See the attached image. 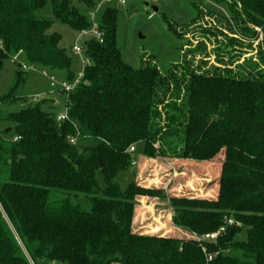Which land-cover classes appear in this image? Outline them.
<instances>
[{
    "label": "trees",
    "instance_id": "1",
    "mask_svg": "<svg viewBox=\"0 0 264 264\" xmlns=\"http://www.w3.org/2000/svg\"><path fill=\"white\" fill-rule=\"evenodd\" d=\"M75 1L96 2L0 0V70L21 51L25 63L61 70L72 82V57L60 34L47 30L55 22L90 27ZM213 1L226 6L241 37L255 39L260 29L255 55L240 61L238 47L250 45L225 36L214 63L199 41L165 74L154 56L133 68L122 60L116 11L108 7L102 40L84 42L81 79L65 92L67 119L56 121L45 96L6 114L17 140L0 135V264H264V0ZM200 33L205 39L217 31ZM17 66L0 103L26 101L28 70ZM158 158L169 167L150 186L134 178L120 185L119 174L139 176ZM188 167L206 169L204 177L217 169L204 178L216 189L187 184ZM77 193L89 198V210L71 200ZM142 196L165 201L171 234L142 231L135 221ZM228 218L234 223L216 240L194 237Z\"/></svg>",
    "mask_w": 264,
    "mask_h": 264
},
{
    "label": "rangeland",
    "instance_id": "2",
    "mask_svg": "<svg viewBox=\"0 0 264 264\" xmlns=\"http://www.w3.org/2000/svg\"><path fill=\"white\" fill-rule=\"evenodd\" d=\"M74 4L91 24L89 13L95 9V5L87 6L78 1H75ZM108 7L116 11V43L122 60L133 68H139L144 64L145 59L154 56L153 63L157 65L162 74H165L172 65L178 64L182 60L188 48H193L199 41L204 42L205 50L209 53L206 58L207 62L209 64L214 63L216 60L213 50L217 47V42L226 41L225 36L229 38L234 37L241 40L243 44L250 45L238 47L237 51L241 52L240 61H242L243 57L255 55L257 44L261 39L259 28H256L258 32L257 38L249 39L241 37L242 35L236 31L233 24L229 21V12L226 6L215 3L213 0H126L125 5H121L117 0H103L100 9L95 13L93 19L97 27L100 26L103 12ZM202 27L214 28L217 34L215 36L208 35L204 39L200 33V28ZM175 30L178 31L180 37L175 34ZM47 32H57L60 34L61 39L59 44L72 57L71 70L74 78H76L81 73L83 64L87 62V58L84 52L81 54L75 53L72 50V45L77 44L84 48V42L90 36H79L78 31L73 30L66 24L57 22L53 23ZM19 53L21 54V51L15 54L18 55L16 61H11L12 56H8V60L4 62L0 70V95L5 93L10 86L16 70L15 68L19 67L17 64L20 65L18 62H24ZM202 56V51H198L191 56L193 57L194 64ZM226 58L227 56H225ZM51 76L57 83L65 80L64 72L61 70H52L40 65H33V69L28 70L25 75V83L21 91L26 101L20 99L13 102L0 103V135L5 140L11 141L15 136V132L12 129L13 124L5 118L6 114L20 110L29 102L33 103L34 101L31 99L33 95L39 94L42 97L49 98L51 100H48L49 104L53 103V111L55 113L64 111L66 94L65 92H59L56 87H50ZM57 83L56 86H58ZM138 148L139 146L137 150H139ZM168 167V163L158 158L154 161H148L142 167V170H139V176L134 177L132 171L129 170L128 173L119 174L117 179L122 187L133 178L143 186H150L155 181V177L161 172H166ZM190 168L191 170H189ZM199 170L200 172H197L193 167L185 169L184 181L196 188L206 187L215 190V183L213 181L207 183L204 178L208 180L214 178L217 174V169H213L214 173L209 170L211 177H204L205 173H207L206 169H203L202 173L200 168ZM97 180L102 183V177L99 173L97 174ZM184 190L185 192H193L190 187ZM58 193L55 192L54 194L58 195ZM71 200L83 210L87 211L90 208L89 198L83 194H73ZM144 200L142 197H138L136 199L137 205L148 204V201ZM145 222L147 226L143 227L142 231L153 233L152 229L148 226V223L151 221L147 220ZM150 226L152 227L153 223ZM165 230L166 228L158 232L167 234ZM168 234L171 233L168 232ZM237 237L239 239L245 238L244 227H241ZM110 264L119 263L112 262Z\"/></svg>",
    "mask_w": 264,
    "mask_h": 264
},
{
    "label": "built area",
    "instance_id": "3",
    "mask_svg": "<svg viewBox=\"0 0 264 264\" xmlns=\"http://www.w3.org/2000/svg\"><path fill=\"white\" fill-rule=\"evenodd\" d=\"M103 0H96L95 2V6H94V10L91 11L89 13V17H90V21H91V24H90V27L88 29H82L80 31H78V35L79 36H82V35H89L90 37H93V38H96L98 39L99 41H101L102 39V32L101 30L95 25L94 23V16H95V13L100 9V6H101V2ZM105 1V0H104ZM121 5H125L126 3V0H117ZM0 47H1V44H0ZM72 50L77 53V54H81L83 52V48L77 44H73L72 45ZM20 54V53H19ZM17 56L18 55H14L12 56V59L11 61H16L17 59ZM18 62V61H17ZM20 65H21V68L22 69H25V70H30V69H33V65H30V64H27L25 62H18ZM85 65V63L83 64V66ZM81 75H82V71L81 73L76 77L74 78V80L72 82H66V81H62L60 83H57L55 82V79L51 76L50 77V86L51 87H54L56 85V83L58 84V86L64 91V92H68V91H71L75 85L79 82V80L81 79ZM42 98V95H33L31 96V99L33 101L35 100H38V99H41ZM67 109L65 107L64 111L61 112V113H57L55 119L56 121H61V120H65L67 119ZM13 140H17V137H14ZM76 137H71L69 138V142L72 143V144H75L76 143ZM128 152L132 153L135 151V146L134 145H131L128 147L127 149ZM132 165H136V160H132L131 162ZM234 222L231 218H228L226 219L225 223L223 225H221L220 227H218L216 230L214 231H211V232H208V233H205V234H202V235H196L194 234V237L197 239V240H207V241H214L218 238V236H220L222 233L225 232V229L228 225H232ZM211 256H208V259H210Z\"/></svg>",
    "mask_w": 264,
    "mask_h": 264
},
{
    "label": "crops",
    "instance_id": "4",
    "mask_svg": "<svg viewBox=\"0 0 264 264\" xmlns=\"http://www.w3.org/2000/svg\"><path fill=\"white\" fill-rule=\"evenodd\" d=\"M142 198L145 199L144 201H148V204L144 203L142 204L143 206H138L139 208L136 209L137 217L135 221L141 224V226H147L145 221L150 220L151 222L148 223V226L152 229V231H163L165 228V232L171 231V217L169 209L165 206V201H161L158 198H150L148 196H142ZM152 223L153 226L151 227L150 225ZM155 228L158 229L154 230Z\"/></svg>",
    "mask_w": 264,
    "mask_h": 264
},
{
    "label": "water",
    "instance_id": "5",
    "mask_svg": "<svg viewBox=\"0 0 264 264\" xmlns=\"http://www.w3.org/2000/svg\"><path fill=\"white\" fill-rule=\"evenodd\" d=\"M156 10V9H155Z\"/></svg>",
    "mask_w": 264,
    "mask_h": 264
}]
</instances>
